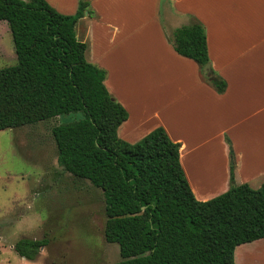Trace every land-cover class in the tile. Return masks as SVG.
Returning a JSON list of instances; mask_svg holds the SVG:
<instances>
[{
	"label": "trees",
	"instance_id": "16d2710c",
	"mask_svg": "<svg viewBox=\"0 0 264 264\" xmlns=\"http://www.w3.org/2000/svg\"><path fill=\"white\" fill-rule=\"evenodd\" d=\"M73 14L46 0H0V20L12 35L16 63L0 68V130L81 111L83 117L53 129L66 171L87 179L104 195V238L122 259L108 264H235L240 244L264 239V181L236 184L198 200L179 159L178 142L158 126L130 143L118 136L128 113L105 85L106 70L85 57ZM174 50L194 60L202 78L222 93L226 81L209 63L204 25L192 16L167 35ZM48 239L21 237L14 251L35 260Z\"/></svg>",
	"mask_w": 264,
	"mask_h": 264
},
{
	"label": "crops",
	"instance_id": "0c3cea01",
	"mask_svg": "<svg viewBox=\"0 0 264 264\" xmlns=\"http://www.w3.org/2000/svg\"><path fill=\"white\" fill-rule=\"evenodd\" d=\"M46 1L60 13H73L78 5V0H61L60 9L55 0ZM89 3L93 15L78 20L77 38L87 44L86 59L106 70L107 89L128 113L118 136L134 143L162 126L180 144V163L198 200L228 189L231 165L236 184L260 186L264 0ZM166 12L184 19L172 28L187 16L204 25L209 64L226 81L224 92L204 82L197 63L173 49L167 40Z\"/></svg>",
	"mask_w": 264,
	"mask_h": 264
},
{
	"label": "rangeland",
	"instance_id": "374dc122",
	"mask_svg": "<svg viewBox=\"0 0 264 264\" xmlns=\"http://www.w3.org/2000/svg\"><path fill=\"white\" fill-rule=\"evenodd\" d=\"M60 1L54 2L63 9ZM165 17L168 33L184 20L173 12ZM15 63L12 35L0 20V68ZM82 117L81 111L71 112L0 130V264H108L122 259L118 245L104 238L102 190L66 171L58 158L53 129ZM21 237L49 241L35 260H26L13 249ZM234 261L264 264V239L238 245Z\"/></svg>",
	"mask_w": 264,
	"mask_h": 264
},
{
	"label": "water",
	"instance_id": "95a60500",
	"mask_svg": "<svg viewBox=\"0 0 264 264\" xmlns=\"http://www.w3.org/2000/svg\"><path fill=\"white\" fill-rule=\"evenodd\" d=\"M87 13V12H86ZM210 70V64L206 63L203 67V73H207ZM42 249V248H41Z\"/></svg>",
	"mask_w": 264,
	"mask_h": 264
}]
</instances>
